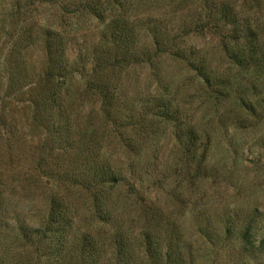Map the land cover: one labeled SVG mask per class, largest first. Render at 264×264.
Returning a JSON list of instances; mask_svg holds the SVG:
<instances>
[{
  "label": "rangeland",
  "instance_id": "1",
  "mask_svg": "<svg viewBox=\"0 0 264 264\" xmlns=\"http://www.w3.org/2000/svg\"><path fill=\"white\" fill-rule=\"evenodd\" d=\"M114 1L139 20V47L148 27L172 52L107 70L105 101L88 86L106 21L84 8L104 0H0V264H264V0H215L243 25L244 63L222 33L187 30L205 18L196 2ZM46 31L75 65L65 79L43 76ZM95 158L121 181L88 190L53 176ZM51 200L68 244L47 261L8 229L17 216L35 225Z\"/></svg>",
  "mask_w": 264,
  "mask_h": 264
},
{
  "label": "trees",
  "instance_id": "2",
  "mask_svg": "<svg viewBox=\"0 0 264 264\" xmlns=\"http://www.w3.org/2000/svg\"><path fill=\"white\" fill-rule=\"evenodd\" d=\"M54 1L57 0H38V2ZM104 1L95 6L87 4L84 8L92 16L101 21H106L102 39L107 53L92 58L94 62L92 69L95 74L100 71V76L97 75L96 79L90 81L88 86L89 89H92L100 98L106 101L109 98L110 92L112 94L115 92L110 85L109 79L106 77L107 70H111L114 66H126L148 61L156 53L172 52L169 47L171 46L172 38L167 37L166 34H160L156 29L151 28L150 30L147 27L151 35V44L150 46L145 45L139 47L137 44L138 33L136 30V23L139 20L131 19L121 7L119 9L109 7L110 2L115 3L114 0ZM195 2L198 5L195 12L204 8L205 18H202V15H199V13V16H197L199 19L196 20L198 23H195V20L192 19L189 22V28L187 30L197 29V32H199L198 30L203 32L207 31L208 33L217 32L219 36L222 33L223 35H221L220 41H224L225 46L231 44L227 51H231L230 55L233 60L240 61L241 63L249 61L250 59H244L242 57L245 47L243 45L245 44L241 45V42L244 40L247 41L248 37L244 33L243 25L237 22L235 16L227 12V8L222 4H218L215 0H177L176 3L180 10H188L189 6ZM53 35L50 31H46L42 37V47L46 54L43 76L48 80L55 78L65 79L75 65L69 63L68 59L64 57L66 46L63 38L60 36L54 37ZM172 54L184 58L180 53L175 52ZM199 68L201 67L199 66ZM205 80L207 84L210 83L209 77H205ZM61 140H63L62 136ZM69 142L66 141L65 144L70 150L74 147L72 145L74 141L69 140ZM87 150L83 148L77 152V149H75V152L77 155L87 158ZM92 163V165H89V169L83 168V170L74 167H60L58 168L57 174L53 176L70 185L80 186L88 190L104 185L113 186L121 181L122 175L119 169L104 165L100 158H95ZM53 201H50L47 212L42 215L41 219L35 225L28 223L24 216H17L14 219L13 217L10 218L11 228L8 229L9 234L14 239L23 242L24 246H28L29 248L33 247L34 254L38 255L40 253L39 255L46 258L47 261L52 260L50 259L51 257H57L61 249H64V246L68 244L65 233L63 232L65 225L64 214L54 206L55 203ZM2 204L4 203L1 202L0 205ZM3 226L6 228L7 224L6 226L3 224ZM75 241H72V247H74V244L76 246L78 245L76 249L78 253L76 252V254H79L82 252L80 246L84 247V245L78 242V240L77 242Z\"/></svg>",
  "mask_w": 264,
  "mask_h": 264
}]
</instances>
